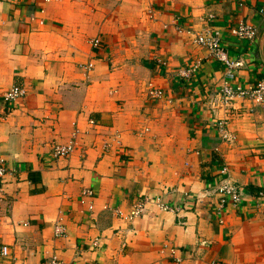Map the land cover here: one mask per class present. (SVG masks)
Wrapping results in <instances>:
<instances>
[{
    "label": "crops",
    "instance_id": "0c3cea01",
    "mask_svg": "<svg viewBox=\"0 0 264 264\" xmlns=\"http://www.w3.org/2000/svg\"><path fill=\"white\" fill-rule=\"evenodd\" d=\"M190 29L243 60L234 84L264 77V0H0V264H264V103L222 107L226 66Z\"/></svg>",
    "mask_w": 264,
    "mask_h": 264
},
{
    "label": "built area",
    "instance_id": "2783aa9c",
    "mask_svg": "<svg viewBox=\"0 0 264 264\" xmlns=\"http://www.w3.org/2000/svg\"><path fill=\"white\" fill-rule=\"evenodd\" d=\"M177 30H183L179 25L176 27ZM188 33L193 35V40L198 45L205 47L209 50L210 55L216 60L222 62L226 66L225 76L220 87V104L224 108L232 106L233 102L241 99L248 100L254 105H261L264 103V77L261 78L257 83L251 85H245L242 83L234 84L236 79V69L242 67L244 62L242 59H232L229 56L228 51L223 47L218 31L214 29H202V30H187ZM231 33L237 38L246 39L249 41H254L258 37V29L256 26L246 22H240L231 29ZM104 42L101 38L96 37L93 40L94 47H102ZM90 66V65H89ZM187 74V71H184ZM27 94V88L22 83L13 84L8 90L4 91L3 99L7 104H12L18 99L24 97ZM150 94L155 98H161L164 95V91L161 88L154 89ZM1 120V117H0ZM91 122H94L91 119ZM219 127L223 132V137L229 139V133L227 129V120L221 119L219 122ZM76 138L72 139L68 143H57L52 148V155L55 158L65 157L71 154L77 147ZM1 146V143H0ZM6 158L2 155L0 151V182L3 180L7 172ZM223 173L226 172V167L222 170ZM220 197V206H223L227 201H231L234 205H237L241 200V191L239 187L234 183L223 182L218 186L217 190ZM88 194H91L89 191ZM263 194V193H260ZM163 209H169V206L162 204ZM144 209L142 203H137L133 206L129 218L135 219L138 217ZM65 227L60 223L55 224V234L56 236L65 235ZM99 244V239L94 240V245ZM164 248L169 250V252L174 256L177 252L176 247L164 245ZM1 253L3 255L8 254V247L6 245L2 246ZM177 262H180V258H176ZM48 264H72L71 262H66L56 255L52 256Z\"/></svg>",
    "mask_w": 264,
    "mask_h": 264
},
{
    "label": "water",
    "instance_id": "95a60500",
    "mask_svg": "<svg viewBox=\"0 0 264 264\" xmlns=\"http://www.w3.org/2000/svg\"><path fill=\"white\" fill-rule=\"evenodd\" d=\"M262 42H264V34H263V37H262ZM263 45V44H262Z\"/></svg>",
    "mask_w": 264,
    "mask_h": 264
}]
</instances>
